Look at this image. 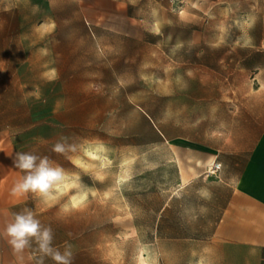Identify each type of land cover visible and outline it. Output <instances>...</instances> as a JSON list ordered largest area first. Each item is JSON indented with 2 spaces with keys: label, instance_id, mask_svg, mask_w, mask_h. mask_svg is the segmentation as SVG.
<instances>
[{
  "label": "rangeland",
  "instance_id": "rangeland-1",
  "mask_svg": "<svg viewBox=\"0 0 264 264\" xmlns=\"http://www.w3.org/2000/svg\"><path fill=\"white\" fill-rule=\"evenodd\" d=\"M262 47L264 0H0V131L65 174L30 210L53 249L103 264L184 249L160 242L198 219L179 172L261 102Z\"/></svg>",
  "mask_w": 264,
  "mask_h": 264
},
{
  "label": "crops",
  "instance_id": "crops-1",
  "mask_svg": "<svg viewBox=\"0 0 264 264\" xmlns=\"http://www.w3.org/2000/svg\"><path fill=\"white\" fill-rule=\"evenodd\" d=\"M260 89L264 91V83ZM241 109L245 116L240 119L238 130L223 139H215V144L212 140L207 145L193 144L190 180L185 183L184 172H179L177 191L191 185L198 219L191 232H180V223L176 222L175 232L161 234V243L181 245L184 249L160 250L158 264H264V97L258 105ZM19 152L23 150L17 137L1 130L0 264H56L50 256L36 249L31 240L23 250H14L5 233L15 214L31 210L39 196L32 192L12 194L14 185L25 175L14 166ZM196 154H199L198 160ZM51 162L55 166V162ZM213 164H219V170L213 171ZM181 195H176L177 203ZM165 208L167 204L161 208V218H164ZM162 227L164 229V222H161ZM70 252L71 264H103L102 257L98 256L103 255L102 252Z\"/></svg>",
  "mask_w": 264,
  "mask_h": 264
},
{
  "label": "clouds",
  "instance_id": "clouds-1",
  "mask_svg": "<svg viewBox=\"0 0 264 264\" xmlns=\"http://www.w3.org/2000/svg\"><path fill=\"white\" fill-rule=\"evenodd\" d=\"M52 150L62 154L65 152V146L58 142ZM14 166L25 175L12 188L13 195L32 192L46 199L65 179L64 170L59 166H53L47 156L40 157L27 152H19L15 155ZM5 233L16 251L23 250L29 245L30 240L35 239L40 251L50 256L56 264H71V252L66 250L62 254L59 250L53 249L51 228L42 226L30 210L15 214L14 220L7 224Z\"/></svg>",
  "mask_w": 264,
  "mask_h": 264
},
{
  "label": "built area",
  "instance_id": "built-area-1",
  "mask_svg": "<svg viewBox=\"0 0 264 264\" xmlns=\"http://www.w3.org/2000/svg\"><path fill=\"white\" fill-rule=\"evenodd\" d=\"M219 168H220L219 164H213V166H212L213 171H217V170H219Z\"/></svg>",
  "mask_w": 264,
  "mask_h": 264
}]
</instances>
